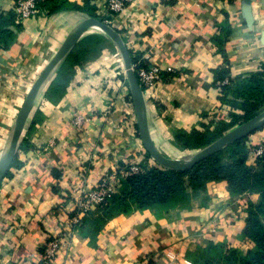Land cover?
Segmentation results:
<instances>
[{
    "label": "crops",
    "instance_id": "1",
    "mask_svg": "<svg viewBox=\"0 0 264 264\" xmlns=\"http://www.w3.org/2000/svg\"><path fill=\"white\" fill-rule=\"evenodd\" d=\"M64 1L67 8L19 20L12 10L16 0H0V156L33 81L87 17L107 20L131 54H149L147 64L168 74L145 98L151 139L167 157L190 153L175 131L214 129L224 117L217 81L264 72V0H133L114 16L104 0ZM93 29L37 99L0 184V264L39 263L47 237L72 215L84 190L113 169L148 160L136 117L131 124L130 92L115 70V45ZM91 34L102 44L85 54L82 39ZM76 114L91 121L78 128ZM249 139L253 146L264 142V126ZM251 155L247 166L258 169ZM258 202L256 192L233 194L225 180H214L186 206L133 204L109 217L97 210L83 218L80 232L51 264H194L209 244L244 255L254 248L242 237L245 220L249 205Z\"/></svg>",
    "mask_w": 264,
    "mask_h": 264
},
{
    "label": "trees",
    "instance_id": "2",
    "mask_svg": "<svg viewBox=\"0 0 264 264\" xmlns=\"http://www.w3.org/2000/svg\"><path fill=\"white\" fill-rule=\"evenodd\" d=\"M67 7L64 0L62 2H59V0H42L39 3V10H45L49 13L57 12L59 9ZM93 18L104 22L101 18ZM4 32L5 31L0 30V34ZM8 37L11 38V34ZM82 43L85 44L86 47H89L83 50V53L86 54L91 50L95 51L97 47L102 44V38L97 34H91L84 37ZM129 53L132 62L139 57H134L130 51ZM65 67L61 70L63 75L69 73ZM261 74L264 75V72L244 79L237 78L232 80V82L235 83L236 81L245 79L246 81L252 82L257 77L261 78ZM63 78L65 77L59 79V83H63L66 80H62ZM227 86H224L219 92V100L221 102L225 101L227 89L229 88ZM243 110L245 114H247V117L251 118L250 112L245 109ZM230 117L232 120L230 122L226 121L224 117H221V119L216 122L214 129L204 126L202 129H192L189 132L182 130L175 131L174 138L182 149L190 153L196 152L227 132L232 126H228L227 124L238 123L241 120L240 115L236 113H230ZM244 140L245 138L230 144L233 146H242L244 150L242 159L238 162L235 161L230 164L220 163V161L216 159L217 152H215L199 161L191 168L182 171H175L157 165L152 167L144 166L145 168L143 171L123 180L116 193L110 195L104 202L99 204L94 210L88 212L85 216L94 211L101 210L105 217H109L118 212L128 211L133 204L142 208H171L178 205L170 206V203L175 201L181 193L187 192L189 189L193 190L194 183H202L203 187H205V184L209 181L225 180L229 191L233 194L242 191H254L259 195V202L249 205L248 216L245 220L242 232L243 239L252 242L254 248L244 255L237 250H232L233 259L235 260L234 264H264V152L256 160L255 164L258 169L248 167L247 153L250 150V144H245ZM185 176L188 177L190 187L185 185ZM83 218L78 227V232L81 230ZM216 248H221V246L209 244L205 249V254ZM202 256L203 255L196 256L194 264H208L207 261L201 262ZM224 256L225 255L216 256L213 259L222 264L229 260H225ZM221 260L224 262H221Z\"/></svg>",
    "mask_w": 264,
    "mask_h": 264
},
{
    "label": "water",
    "instance_id": "3",
    "mask_svg": "<svg viewBox=\"0 0 264 264\" xmlns=\"http://www.w3.org/2000/svg\"><path fill=\"white\" fill-rule=\"evenodd\" d=\"M93 27H98L101 29V31L111 39L122 56L140 140L145 151L161 167L175 171L187 170L204 158L212 155L213 153L221 150L235 141L249 136L264 126V111H262L242 124L223 133L215 141L196 152L188 153L178 158H171L163 155L157 149L151 139L146 113L145 98L139 81L131 67V56L127 46L124 43V40L122 39L120 33L109 24L93 17H87L78 23L68 33L66 38L63 40L51 59L43 67L25 95L24 101L16 114L6 148L0 157V184L7 175L16 156L21 136L34 109L37 99L40 97L42 92L45 91L58 66L75 47L83 34Z\"/></svg>",
    "mask_w": 264,
    "mask_h": 264
},
{
    "label": "built area",
    "instance_id": "4",
    "mask_svg": "<svg viewBox=\"0 0 264 264\" xmlns=\"http://www.w3.org/2000/svg\"><path fill=\"white\" fill-rule=\"evenodd\" d=\"M41 1L42 0H16L12 10L17 19H28L39 12V3ZM104 1L108 12L110 15L114 16L120 14L133 0ZM104 22L107 23V20ZM132 55L134 57L137 56L134 53H132ZM149 58L150 55L145 54L138 57L133 62L131 61V67L142 88L144 98L151 97L157 86L161 84L168 75L158 66L147 64ZM229 83L228 79L217 81V91L220 92L222 88ZM129 105L130 120H132L131 124H133L135 122V114L132 102ZM72 120L75 126L82 128L85 123L91 121V117H84L76 114ZM250 152L252 154L251 156L257 160L264 152V142L256 146L250 144ZM144 164L145 163L142 162H136L125 167L113 169L103 176L93 187L84 190L76 200V207L72 215L68 217L67 221L61 226L56 235L47 237V240L43 244L41 260L37 264H51L59 251L68 244L69 238L78 232V227L82 222V218L104 202L110 195L116 193L123 180L143 171L145 168ZM174 258L175 256L171 255V259Z\"/></svg>",
    "mask_w": 264,
    "mask_h": 264
},
{
    "label": "rangeland",
    "instance_id": "5",
    "mask_svg": "<svg viewBox=\"0 0 264 264\" xmlns=\"http://www.w3.org/2000/svg\"><path fill=\"white\" fill-rule=\"evenodd\" d=\"M90 31L95 32L93 28H91ZM96 32H99V31L97 30ZM112 51H113L112 54L114 55V58H115V63H114L115 70L117 72L118 77H120L121 79L120 81L122 82L121 86L123 89L128 88L129 90L122 56L119 50L116 48V46H115V49H113ZM67 70L69 71V67L67 68ZM261 75H262L261 78L257 77L252 82L246 81L245 79L242 81L241 80L236 81L235 83L230 82L228 86L226 85L229 88L227 89L225 101H223V106H222V110L224 111V114H225L224 118L226 119V121H229V122L232 121L230 117V113H236L240 115L241 117V120L238 123L235 122L234 124H227L228 126L232 125L228 130L250 119V117H247V114H245L243 109L248 110L250 112L251 118L257 115L258 113L264 111V75L263 74ZM244 138H245L244 143L250 144L251 140L249 139V136H246ZM243 154H244V150L242 146L228 145L222 148L221 150L217 151L216 159H218L220 163L230 164L235 161L236 162L240 161L242 159ZM147 155H148L147 157L148 160H144L145 161L144 166L152 167V166L157 165L161 167L156 161H154L150 157L149 154ZM185 182H186L185 185L187 187H190L187 176H185ZM193 187H194L193 190H190L188 188L189 192L185 191L184 193H181V195L178 196V198L175 201L170 203L171 204L170 206H174L176 204L179 206H186L191 200L192 196H195L203 192L204 187L202 183H194ZM232 250H235V249L226 248V247L212 249L206 252V254L202 256L203 258H201V262L207 261L208 264H221L219 261L213 258L216 256L225 255L224 256L225 260L226 259L227 260L229 259V260L225 262L223 261L224 263L222 264H234L235 260L233 259V254L231 252Z\"/></svg>",
    "mask_w": 264,
    "mask_h": 264
}]
</instances>
